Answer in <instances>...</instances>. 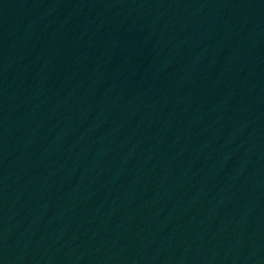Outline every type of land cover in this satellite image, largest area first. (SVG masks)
Instances as JSON below:
<instances>
[{"label": "water", "instance_id": "water-1", "mask_svg": "<svg viewBox=\"0 0 264 264\" xmlns=\"http://www.w3.org/2000/svg\"><path fill=\"white\" fill-rule=\"evenodd\" d=\"M0 264H264V180L148 93L0 27Z\"/></svg>", "mask_w": 264, "mask_h": 264}]
</instances>
